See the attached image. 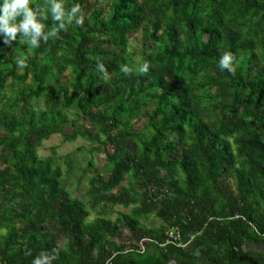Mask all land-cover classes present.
<instances>
[{"label":"trees","instance_id":"16d2710c","mask_svg":"<svg viewBox=\"0 0 264 264\" xmlns=\"http://www.w3.org/2000/svg\"><path fill=\"white\" fill-rule=\"evenodd\" d=\"M75 3L84 25L38 49L0 36V264L57 247L54 264H264L248 247L264 244V0ZM139 30L143 47L131 50ZM225 51L235 74L219 68ZM144 60L148 73L120 71ZM55 133L92 142L111 164L108 178L86 167L92 221L56 156L38 154ZM118 205L133 209L106 217ZM171 228L185 247L163 245ZM124 229L135 239L118 240Z\"/></svg>","mask_w":264,"mask_h":264},{"label":"clouds","instance_id":"9594fccd","mask_svg":"<svg viewBox=\"0 0 264 264\" xmlns=\"http://www.w3.org/2000/svg\"><path fill=\"white\" fill-rule=\"evenodd\" d=\"M51 19L52 24L47 22ZM86 13L79 3L68 5V0H44L37 4L36 0H0V36L7 44L19 41L27 44L29 51L41 47L42 42L58 37L70 27L83 26ZM26 57H18L21 66H25ZM236 57L233 53L222 52L219 58V68L235 74L237 70ZM150 63L144 60L135 64H125L120 71L125 75L148 73ZM96 70L101 73L102 81L111 78L109 69L103 62H97ZM60 253L59 247L50 251H41L32 260V264H54Z\"/></svg>","mask_w":264,"mask_h":264},{"label":"rangeland","instance_id":"374dc122","mask_svg":"<svg viewBox=\"0 0 264 264\" xmlns=\"http://www.w3.org/2000/svg\"><path fill=\"white\" fill-rule=\"evenodd\" d=\"M103 5V4H102ZM106 7V5H103ZM130 49L135 51H140L143 47V31L139 30L132 34L130 41ZM25 88L22 86L15 92L11 93L10 98L13 99L14 96L18 95V91ZM43 100L38 101L37 107L39 109L43 108ZM72 112V111H71ZM86 126H90L89 121L86 118L81 120ZM73 128L68 125L65 128L66 133H72ZM131 148L135 150L132 142H129ZM54 149L56 153L54 154ZM38 154L41 157H48L55 155L58 163L62 166L64 170L63 178L61 179L62 185L71 193L72 196L83 199L88 205L91 215L89 221H92L99 215V209H93L90 206L88 191L91 187L90 181L94 176L86 167L89 166V162L94 163V168L99 171V173L108 178L110 176L111 164L108 163L106 155L103 149L99 146H95L90 141L83 138H78L75 141L66 142L63 140L61 134L55 133L51 137L43 142V144L38 148ZM130 180L128 176L125 178L124 186ZM133 209L132 206L124 207L121 205L111 207L106 213V217L111 219H116L121 213H129ZM147 224L152 226H159L161 224L160 220L153 219L147 222ZM135 239L134 235L128 229H124L119 236L120 241H129ZM148 241H142L138 245L146 247Z\"/></svg>","mask_w":264,"mask_h":264},{"label":"built area","instance_id":"2783aa9c","mask_svg":"<svg viewBox=\"0 0 264 264\" xmlns=\"http://www.w3.org/2000/svg\"><path fill=\"white\" fill-rule=\"evenodd\" d=\"M167 234H168V237H167L166 243L163 245L173 244L177 247H185L187 245V243H185L183 241L182 234L178 229L171 228V229H169ZM144 249H145V247L142 246V251Z\"/></svg>","mask_w":264,"mask_h":264},{"label":"water","instance_id":"95a60500","mask_svg":"<svg viewBox=\"0 0 264 264\" xmlns=\"http://www.w3.org/2000/svg\"><path fill=\"white\" fill-rule=\"evenodd\" d=\"M249 243H251L257 252H264V244H256V243H252L251 241H249ZM169 262H171V264H183V263H178L176 260H172L169 259Z\"/></svg>","mask_w":264,"mask_h":264},{"label":"flooded vegetation","instance_id":"af4514ba","mask_svg":"<svg viewBox=\"0 0 264 264\" xmlns=\"http://www.w3.org/2000/svg\"><path fill=\"white\" fill-rule=\"evenodd\" d=\"M248 247H249V249H251V250H253V251H254V250L256 251L255 247H254L251 243L248 244ZM169 259H172V260H173V258H168L164 264H171V262H169ZM174 260H176V259H174ZM176 261H177V260H176ZM177 262H178V263H183V264H189V263L180 262V261H177Z\"/></svg>","mask_w":264,"mask_h":264}]
</instances>
